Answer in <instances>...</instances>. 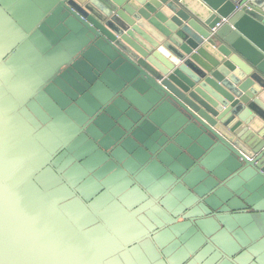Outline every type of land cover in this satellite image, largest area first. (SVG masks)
Masks as SVG:
<instances>
[{
  "label": "water",
  "instance_id": "obj_1",
  "mask_svg": "<svg viewBox=\"0 0 264 264\" xmlns=\"http://www.w3.org/2000/svg\"><path fill=\"white\" fill-rule=\"evenodd\" d=\"M0 264H264V0H0Z\"/></svg>",
  "mask_w": 264,
  "mask_h": 264
},
{
  "label": "rangeland",
  "instance_id": "obj_2",
  "mask_svg": "<svg viewBox=\"0 0 264 264\" xmlns=\"http://www.w3.org/2000/svg\"><path fill=\"white\" fill-rule=\"evenodd\" d=\"M25 125L23 124L22 127H24ZM131 220L134 221V219L131 217Z\"/></svg>",
  "mask_w": 264,
  "mask_h": 264
}]
</instances>
